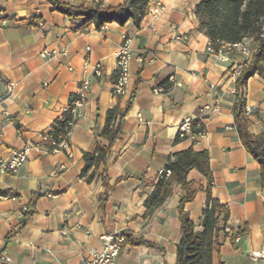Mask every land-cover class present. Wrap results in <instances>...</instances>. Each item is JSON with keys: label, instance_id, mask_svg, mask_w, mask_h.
Listing matches in <instances>:
<instances>
[{"label": "crops", "instance_id": "1", "mask_svg": "<svg viewBox=\"0 0 264 264\" xmlns=\"http://www.w3.org/2000/svg\"><path fill=\"white\" fill-rule=\"evenodd\" d=\"M62 1L117 7L126 0ZM198 2L152 0L140 28L132 21L125 26L113 22L98 31L95 25L80 28V21L54 12L47 0H0V157L34 146L16 174H0V190L10 191L0 196V264H81L102 250L104 237L127 233L156 248L126 243L118 264H176L182 236L179 205L186 191L174 184L166 201L151 211L146 201L169 157L191 147L210 154L212 196L230 211L226 225L233 233L246 231L238 244L220 233L214 264H264L250 257L264 248L261 166L244 148L234 124L238 73L251 57L227 45L214 49L198 30ZM124 37L130 41V79L123 94L116 95L115 55ZM46 49L56 54L43 58ZM98 65L101 76L93 71ZM86 78L91 82L69 149L42 152L45 135ZM134 92L109 159L112 189L107 192L102 168L91 182L82 176L84 155L93 153L108 111L125 109ZM245 97L250 132L259 136L264 133V79L251 78ZM187 119L206 131L176 143ZM188 181L196 194L186 211L201 231L208 180L194 169ZM37 192L43 196L22 227Z\"/></svg>", "mask_w": 264, "mask_h": 264}, {"label": "trees", "instance_id": "2", "mask_svg": "<svg viewBox=\"0 0 264 264\" xmlns=\"http://www.w3.org/2000/svg\"><path fill=\"white\" fill-rule=\"evenodd\" d=\"M47 1L52 5L54 12L63 14L71 20L80 21V28L95 25L98 31H102L107 24L113 22L125 26L128 21H132L136 28H140L150 11L152 0H126L124 4L117 7L105 6L102 1L93 7L75 6L62 0ZM195 15L199 21L198 30L209 37L216 51H220L225 45L244 44L247 40H250L256 47L250 61L239 70L240 75L236 81L234 124L244 148L261 166V183L264 189V133L255 136L250 132L251 121L248 117L245 97V89L251 78L258 75L264 79V0H199ZM30 23L35 24L33 20ZM134 100L135 92L125 109L116 107L108 111L105 127L100 131L93 153L84 155L86 168L82 176L87 177V181L91 182L95 173L102 168L100 175L107 192L112 189L108 178L109 159L116 142L121 138L123 123ZM75 123L71 108L64 112L62 118L54 122L47 133L56 142L51 147V151L60 148L63 142L69 143V133ZM198 124L200 123L197 121L193 123V132L197 136L206 131L204 125L198 126ZM184 138L178 133L175 142H180ZM92 169V173L88 176ZM194 169L208 180V187L205 190L207 205L203 211L201 231L196 230L195 223L186 211V205L194 200L196 194L192 184L188 181V175ZM168 172L170 175H167ZM174 184L181 185L186 191L179 205L182 236L177 245L176 264H214V254L222 245L219 240L222 232L220 217L223 214V223L226 225L230 218V211L226 205L212 196L214 176L210 167L209 152L207 150L197 151L191 147L172 154L168 159L165 173L160 177L154 192L146 201L148 211L161 206L166 201L172 193ZM9 195L10 191L0 190V196ZM42 196L40 192L33 194L26 209L22 227L36 212V204ZM245 232L240 231L242 235ZM124 237L126 243L131 246L156 248L143 237L135 239L129 233Z\"/></svg>", "mask_w": 264, "mask_h": 264}, {"label": "built area", "instance_id": "3", "mask_svg": "<svg viewBox=\"0 0 264 264\" xmlns=\"http://www.w3.org/2000/svg\"><path fill=\"white\" fill-rule=\"evenodd\" d=\"M153 12L157 13L158 10L156 8H153ZM129 42H130L129 39L127 37H124V43L122 47L120 48V50L115 55L116 69L119 73L118 82L115 83V86H114V94L116 95L123 94L124 90L129 84V79H130ZM229 47L236 51L242 50L243 53L248 56H250V54H253V52L251 53L250 50H247V48H245L243 44L229 46ZM210 50L212 49L210 48ZM55 54H56L55 52H51L46 49L41 53V56L43 58H47ZM62 54L66 55L68 54V52L65 50ZM93 71L97 76L102 75V70H101L100 65L96 66L93 69ZM239 75H240V72L238 73V76ZM90 82H91L90 78H86L82 82L81 92L78 95H74L70 98V104L68 108L66 109V111L71 108V112L74 115L75 119L77 117H80L81 115L80 108L83 107L86 102V95L84 91L88 88V86L90 85ZM13 86L14 85L12 84L11 87L13 88ZM193 123H194L193 120L187 119L180 125L179 133L181 137L184 138L188 134H194ZM198 126H200V124H198ZM70 133H69V136H70ZM19 134L21 135V131H19ZM44 141L46 142V144L39 147V149L44 153L54 152L61 148L69 149V143L63 142L60 148H57L51 151V147H53L56 142L53 139V137L49 134L45 135ZM33 149H34L33 145H26L23 149L12 151L11 156L8 159L0 157V174H10V175L16 174L18 170L29 160L30 151ZM167 175H170V172H168ZM220 218L222 222L221 223L222 232L227 234L228 238L231 239L232 242L236 244L240 243L243 238V235L240 232L233 233L227 225H224L223 214H221ZM125 245H126V240L124 236H106L104 237V240H103L102 250L94 254L91 258L84 260L81 264H118ZM250 257L254 259L255 261L264 260V248L259 253L251 254Z\"/></svg>", "mask_w": 264, "mask_h": 264}, {"label": "rangeland", "instance_id": "4", "mask_svg": "<svg viewBox=\"0 0 264 264\" xmlns=\"http://www.w3.org/2000/svg\"><path fill=\"white\" fill-rule=\"evenodd\" d=\"M243 46L245 47V48H247V50H250L251 51V53L253 52H255L256 51V47L253 45V43L250 41V40H247L244 44H243ZM238 51H240V52H243L242 50H238ZM246 55V54H245ZM252 55L253 54H250V56L249 57H252ZM245 65V64H244Z\"/></svg>", "mask_w": 264, "mask_h": 264}]
</instances>
